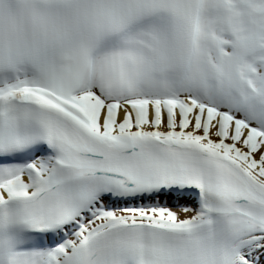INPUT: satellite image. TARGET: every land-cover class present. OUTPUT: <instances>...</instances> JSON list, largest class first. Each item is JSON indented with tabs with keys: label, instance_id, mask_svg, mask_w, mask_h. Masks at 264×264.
Wrapping results in <instances>:
<instances>
[{
	"label": "snow or ice",
	"instance_id": "obj_1",
	"mask_svg": "<svg viewBox=\"0 0 264 264\" xmlns=\"http://www.w3.org/2000/svg\"><path fill=\"white\" fill-rule=\"evenodd\" d=\"M0 264H264V0H0Z\"/></svg>",
	"mask_w": 264,
	"mask_h": 264
},
{
	"label": "bare ground",
	"instance_id": "obj_2",
	"mask_svg": "<svg viewBox=\"0 0 264 264\" xmlns=\"http://www.w3.org/2000/svg\"><path fill=\"white\" fill-rule=\"evenodd\" d=\"M173 210H174V211H177V209H176V208H173Z\"/></svg>",
	"mask_w": 264,
	"mask_h": 264
}]
</instances>
